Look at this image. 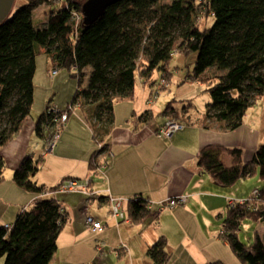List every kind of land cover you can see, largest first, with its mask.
<instances>
[{"label": "trees", "instance_id": "trees-1", "mask_svg": "<svg viewBox=\"0 0 264 264\" xmlns=\"http://www.w3.org/2000/svg\"><path fill=\"white\" fill-rule=\"evenodd\" d=\"M86 1L69 0L57 6L48 0H23L24 6L14 9L0 25V149L11 144L32 116L36 58L43 53L52 58L55 70H68L79 85L66 111L51 113L48 107L36 123L37 135L45 140L46 129L54 133L65 126L63 115H70L77 106H90L95 123L101 127L95 132L101 148L92 156L90 167H94L97 155L108 152L104 137L114 125V106L133 100L139 82L151 87L150 98L168 89L173 79L170 63L177 53H183L185 39L194 28L184 0H123L91 25H86L83 18L78 23L74 20L75 14L83 15ZM203 2L207 17L214 22L200 33L198 57L188 79L210 85L212 101L202 115L203 125L215 123L220 129L235 131L243 125L257 98L264 96V0ZM40 5L49 6V10L47 26L39 30L32 13ZM156 72L160 78L154 80ZM85 78L89 79L86 89L82 87ZM159 80L160 88H155ZM163 115H176L172 104ZM152 117V112L146 111L139 121L145 123ZM101 130L106 131L105 136ZM257 150L246 162L240 148L207 146L198 155L197 164L218 186L233 187L239 180L257 174L264 179V145ZM225 157L231 160L230 165L224 163ZM42 161L28 154L14 171V183L40 197L18 212L11 229L0 227V257L5 258V264H52L59 250V236L68 215L56 197L47 195L57 194L61 184L46 189L36 181ZM6 168L1 156L0 183L5 180ZM127 201L126 222L138 224L152 212L150 201L142 196ZM227 208L219 237L241 263L264 264V236L256 234L250 246L238 237L244 220L264 223V189L257 190V196L244 205ZM168 246L166 237H161L148 249L146 256L151 264L172 260ZM119 248L116 252L120 255L122 245Z\"/></svg>", "mask_w": 264, "mask_h": 264}, {"label": "crops", "instance_id": "crops-1", "mask_svg": "<svg viewBox=\"0 0 264 264\" xmlns=\"http://www.w3.org/2000/svg\"><path fill=\"white\" fill-rule=\"evenodd\" d=\"M144 92L140 101H122L133 105V112L129 114L117 111L122 102L114 106L112 129L107 131L108 135L101 130L103 136L106 135L104 144L108 146V152L96 156L94 167H90L92 156L100 150L95 132L101 127L95 123L90 106H77L70 112L54 148L55 132L48 128L45 140L37 139L34 136L37 121L33 119L31 125H24L11 144L3 149L14 162L12 166L7 163L5 180L0 183V205L6 206L2 208L0 226L12 225L18 212L40 197L23 191L13 181L14 171L23 158L33 154L36 160H43L36 178L46 189L58 187L70 179H92L91 191L99 197L88 202L82 193L58 192L53 195L68 215L54 261L73 264L81 258L84 260L74 264L94 262L96 237L104 239L102 241H107L110 246H126L124 259L119 257L126 264L147 262L145 252L161 237H166L172 255L168 264H210L212 259L220 257L217 254L224 250L223 246L229 256L228 244L218 236V218L226 216L228 199L244 201L246 196L237 193L235 187L218 186L209 175L202 173L197 161L203 148L214 145L240 148L245 152V161L251 160L260 143L255 135H251L253 131L245 128L247 115L241 127L227 131L215 123L205 127L201 118L206 110L195 115L190 107V113L193 112L190 120L185 121V125L181 123L183 129L166 139L158 131L170 120V116L163 115L170 102L165 98L154 103L152 99H146V90ZM146 111H151L153 117L143 123L139 119ZM253 133L257 134V131ZM224 163L230 165L231 160L225 157ZM137 196L150 201L152 212L149 216L138 224L116 221L110 213L108 199L130 200ZM182 196L188 198L185 203L155 218L160 201ZM88 215L104 224L105 231L93 233L85 222ZM61 251L65 260L60 259ZM66 253L68 256L64 257ZM72 259L75 260L73 263Z\"/></svg>", "mask_w": 264, "mask_h": 264}, {"label": "rangeland", "instance_id": "rangeland-1", "mask_svg": "<svg viewBox=\"0 0 264 264\" xmlns=\"http://www.w3.org/2000/svg\"><path fill=\"white\" fill-rule=\"evenodd\" d=\"M204 0H184V7L188 10V18L192 20L194 23L193 31L191 32V35L185 39V45L183 47V53L179 52L171 61L170 70L171 74L173 75V79L171 83L167 86L168 89L160 91L158 96H155L154 98H150V88L149 85L144 87L141 85L142 83L139 82L140 87H138L137 93L133 99L135 101L141 100V95H144V91L146 90V99L149 98L152 102L157 103L159 99L167 98L170 104H172L173 109L176 110L175 116H170V120H173L176 123H182L185 125V121L190 120L191 113H195V115L201 114V112H204L206 110V105L211 103L212 99L209 95V87L210 85L206 82H197L193 80L188 79V73L191 72L192 66L195 64V60L198 57V45L200 43V33L204 28H209L212 26L214 19L209 18L206 15V6L203 2ZM23 0H16L15 5V11L24 6ZM49 7V6H48ZM48 7L47 5H40L37 9L33 11V24L37 29H44L47 26L48 21ZM37 74L35 77V101L34 106L32 109L31 117L29 118L27 125H31L33 123V119L35 121H38L40 117L44 115V113L47 111L48 107L51 106L50 112L53 111H59L58 109L62 111H66L67 107L70 106L72 103V99L74 98L76 94V90L78 88L79 82L76 79H71L68 70L66 69H60L58 74L54 75L55 66H53L52 58L46 53H43L41 55L37 56ZM51 67V69H50ZM91 69L87 70V73L90 74ZM212 72V70H211ZM210 72V74H211ZM160 78V73L156 72L154 74V80ZM88 78H85V81L82 85L83 88H87L88 85ZM160 83V80L156 83L155 88L158 87L157 84ZM144 87V88H143ZM148 100V99H147ZM168 103V102H167ZM120 105L118 110L120 114H129L133 112V105L130 103V105H126V103L118 104ZM131 106V107H129ZM167 106V105H166ZM190 107L193 108V112L190 113ZM58 108V109H57ZM165 109V107H162ZM186 108V109H185ZM188 108V109H187ZM157 111V110H156ZM246 119H245V128L255 132L257 131V134H254L251 132V135L259 139V145H264V96L258 97L256 100V103L254 106L246 113ZM25 124V125H26ZM34 136L38 139L37 131L35 129ZM52 140V139H51ZM56 141V140H55ZM53 141V144L55 143ZM33 144V143H32ZM52 144V145H53ZM32 148L34 145H31ZM6 148V147H5ZM4 148L0 149V157L6 161L7 163L12 166L13 162L12 158L9 154V152H4ZM8 168V165H7ZM6 168V169H7ZM36 181L37 178H36ZM93 182V180H92ZM92 187V184H91ZM235 190L237 193L239 192L240 195L245 199H250V197L254 196L255 190H263L264 189V179L261 177L260 174L254 175L252 177H249L247 179L239 180L237 184H235ZM230 188V187H229ZM48 196H53L55 193H47ZM98 194L95 195V197ZM235 196V195H232ZM94 197V198H95ZM99 198V197H98ZM112 198L108 199V202L110 204V211L112 206V201H110ZM3 207H6L4 205H0V216L3 212ZM89 216V215H88ZM91 217V216H90ZM94 218V217H92ZM95 219V218H94ZM219 229H218V236H220L221 231L223 229L224 224V218L220 219ZM14 220V219H13ZM96 220V219H95ZM14 222V221H10ZM86 222V221H85ZM102 224V223H101ZM104 225V224H103ZM105 226V225H104ZM2 227V225L0 226ZM106 228V226H105ZM105 231V230H104ZM99 233V232H95ZM102 233V232H101ZM256 234L264 236V223L258 222L250 219H246L242 222L240 226V232L238 233L239 241H242L246 246L252 245V243L255 241L254 238ZM96 237L95 240V252H96V260L94 262H84L85 264H120L122 262L123 264H126L125 261H122L124 257L122 256L123 253L126 251L127 247L122 245V252L119 255L118 252H116L118 246H110L107 241L105 243L102 241L104 239ZM219 239L223 242L222 236L219 237ZM103 242H99V241ZM157 241V240H156ZM155 241V242H156ZM153 245V244H152ZM124 246V248H123ZM223 246V245H222ZM99 247L102 248V251H99ZM224 250H220V252L217 254L220 255L217 259H212L210 262H219V264H243L241 263L234 252L228 248L229 256L226 255L225 246H223ZM115 249V251H112ZM121 249V248H119ZM169 254L170 251L167 249ZM148 251V250H147ZM147 251L145 252V255L147 254ZM213 253H216V251H213ZM63 251H61L60 259H62ZM68 253L64 254V257H67ZM121 257V258H119ZM148 257V256H147ZM86 258V257H85ZM84 259L78 258V260H71V263L73 261L75 262H81ZM87 261V260H85ZM74 262V263H75ZM73 263V264H74ZM83 263V264H84ZM152 261L149 260L143 263V264H151ZM170 263V262H169ZM0 264H5V258L0 257ZM53 264H64L57 261H53ZM65 264H70L68 261H66Z\"/></svg>", "mask_w": 264, "mask_h": 264}, {"label": "built area", "instance_id": "built-area-1", "mask_svg": "<svg viewBox=\"0 0 264 264\" xmlns=\"http://www.w3.org/2000/svg\"><path fill=\"white\" fill-rule=\"evenodd\" d=\"M69 0H48V2H51L55 5H66L67 2ZM84 19L83 15H78L75 14L74 15V20L78 23L80 22L81 19ZM58 70L54 71V75L58 74ZM72 108V107H70ZM51 113H57V111H53ZM69 114L66 113L65 115H63L61 121L62 122H66L67 118H68ZM62 128H59L56 130L55 132V143L52 145V148H54L57 144V141L59 139V132ZM183 129V125L179 122L176 123L173 120H169L168 123L161 128L158 132L159 135L161 137H164L166 139L171 138L173 136L174 133L179 132V130ZM101 148V146H100ZM91 184H92V179H83V180H69L67 182H65L64 184H61L60 188L58 189L59 192L63 193V194H70V193H82L86 199L88 200H92L93 197H95L96 193L94 191H91ZM254 196H257V191L254 192ZM188 198L182 196L180 198H171L165 201H160V203H158V212L155 213V217H159V215L163 212L166 211H172V209H174L176 206L178 205H182L183 203H185L187 201ZM110 201H112V206H111V215L112 217L116 220V221H124L126 222L127 219V213L125 212L126 209V205L128 203L127 200H123V199H111ZM228 205L230 206H235L236 204H241L244 205L245 202H247V200L245 201H235L232 199H228ZM152 206L151 203L149 204V210L151 211ZM86 225H88V227L92 230V232H103L105 230V226L103 224H101L100 222L96 221L94 218L90 217V216H86ZM6 228L11 229L9 225H5ZM99 250L102 251V248L99 247Z\"/></svg>", "mask_w": 264, "mask_h": 264}, {"label": "water", "instance_id": "water-1", "mask_svg": "<svg viewBox=\"0 0 264 264\" xmlns=\"http://www.w3.org/2000/svg\"><path fill=\"white\" fill-rule=\"evenodd\" d=\"M123 0H87L82 8L84 23L91 25L102 17L109 7ZM16 0H0V25H2L15 9Z\"/></svg>", "mask_w": 264, "mask_h": 264}]
</instances>
